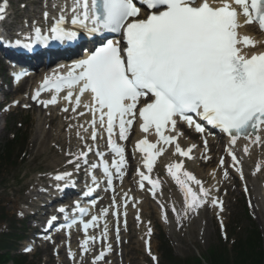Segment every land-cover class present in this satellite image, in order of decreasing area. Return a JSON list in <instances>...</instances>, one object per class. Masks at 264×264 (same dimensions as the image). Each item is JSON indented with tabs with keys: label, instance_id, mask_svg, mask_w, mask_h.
I'll return each mask as SVG.
<instances>
[{
	"label": "snow or ice",
	"instance_id": "obj_1",
	"mask_svg": "<svg viewBox=\"0 0 264 264\" xmlns=\"http://www.w3.org/2000/svg\"><path fill=\"white\" fill-rule=\"evenodd\" d=\"M44 7L43 22L33 20L28 34L17 33L14 39L10 38L12 47L27 50L34 45L47 46L50 41L69 44L81 34L89 38L104 37L106 33L122 37V40L105 38L101 46L84 58L70 65H59V69L66 68V71L46 75L30 96L44 108L62 104V112L70 110L75 114L70 119L92 117L86 121L87 126L68 125V129L76 127V136L84 148L78 153H66L72 157L67 163L74 165L77 172L86 166L91 182L86 185L84 195L89 197L100 186L94 171L101 170L105 191L114 193L112 204L98 214H90L89 208L81 207L77 200L72 205V215L60 227L70 230L74 225L80 226L84 234L79 241L81 256L103 240L102 250L92 260V264H97L112 251V245L107 242V222L99 236H89L88 230L98 227L111 212L117 217L119 244V209H126L130 201L133 207L139 203L128 192L118 201L114 186V180H123L127 165L125 146L117 143V137L119 141L128 140L136 122L142 137L136 140L134 150L140 154L144 169L137 168L138 184L143 190L147 182L148 191L154 197L161 187V181L151 176L158 157L171 149L174 157L194 158L192 153L197 145L181 146L179 140L184 133L178 127L179 122L202 135L207 125L226 134L225 151L241 178V160L235 154L237 141L241 138L246 141L242 149L246 155L253 145L264 147V135H261L264 133V50L251 51L264 42L240 31L253 23L264 31V0H64L60 5L52 3L54 14L47 4ZM142 9L145 10L143 18ZM5 14L6 5L0 4V21L5 19ZM24 75L20 72L16 79ZM43 92H49V98L40 99ZM85 94L89 97L87 101L82 100ZM142 100L145 102L141 103ZM17 105L19 101H13L12 106ZM81 108L84 111H79ZM89 129L87 137L82 135V132L89 133ZM102 134L106 135L107 153L112 155L110 163L105 159L107 153L100 151L97 144L98 138H104ZM150 135L155 139L150 140ZM203 144V159L207 161L210 159L206 155L207 139ZM90 153L95 155L96 162L89 163ZM219 163L223 167V157ZM260 167L258 164L257 170ZM165 168L183 196V217L172 207L178 226L181 219L206 204L223 211L222 200L184 169L183 160H173ZM72 175L71 172L57 173L53 179L68 182ZM211 175L214 177L215 171ZM224 175L228 173L225 171ZM56 187L60 190L59 184ZM89 203L95 207L97 201ZM164 209L161 204L163 219L167 222ZM68 211L64 206L57 209L61 215H67ZM58 219L56 215L51 216L44 230L55 228ZM136 219L140 220L139 211ZM223 227L221 220L222 231ZM151 233L149 227L146 235L150 237ZM66 234L70 238V232ZM43 238L51 239L50 236ZM145 246L148 255L156 261L147 239ZM24 251L30 252L31 248L25 247ZM68 257L75 258L70 246Z\"/></svg>",
	"mask_w": 264,
	"mask_h": 264
},
{
	"label": "rangeland",
	"instance_id": "obj_2",
	"mask_svg": "<svg viewBox=\"0 0 264 264\" xmlns=\"http://www.w3.org/2000/svg\"><path fill=\"white\" fill-rule=\"evenodd\" d=\"M13 116H15V120H11V125L8 127V129H12L14 131H16L18 128H17V125H16V121L19 120L20 118L25 117V118H29L31 120H33V112H28L26 113L25 111H21V110H16V112H14L12 114ZM5 131H6V128L4 130H2L0 132V139L2 140V138L5 136ZM33 150H36V147L33 148Z\"/></svg>",
	"mask_w": 264,
	"mask_h": 264
},
{
	"label": "bare ground",
	"instance_id": "obj_3",
	"mask_svg": "<svg viewBox=\"0 0 264 264\" xmlns=\"http://www.w3.org/2000/svg\"><path fill=\"white\" fill-rule=\"evenodd\" d=\"M246 28H247L248 30H252V28H251V27H248V26H247ZM27 81H29V80H27ZM203 123H204V122H203ZM203 125H204V124H203Z\"/></svg>",
	"mask_w": 264,
	"mask_h": 264
},
{
	"label": "trees",
	"instance_id": "obj_4",
	"mask_svg": "<svg viewBox=\"0 0 264 264\" xmlns=\"http://www.w3.org/2000/svg\"><path fill=\"white\" fill-rule=\"evenodd\" d=\"M252 264H255V263H252Z\"/></svg>",
	"mask_w": 264,
	"mask_h": 264
}]
</instances>
